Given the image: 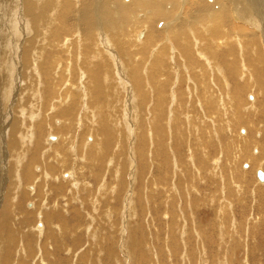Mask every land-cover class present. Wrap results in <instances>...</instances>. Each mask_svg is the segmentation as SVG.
Returning <instances> with one entry per match:
<instances>
[{
    "label": "rangeland",
    "instance_id": "374dc122",
    "mask_svg": "<svg viewBox=\"0 0 264 264\" xmlns=\"http://www.w3.org/2000/svg\"><path fill=\"white\" fill-rule=\"evenodd\" d=\"M9 1L15 8L17 0H3L0 3L6 4ZM248 1L251 4L250 8L257 10L260 25L252 27L245 24L242 19L238 20L240 9L235 8L234 2L227 0L228 4L232 3L231 11L236 14L234 17L229 16V21L233 23L231 26L235 28L232 29L237 32L239 26L247 25L243 27V34L248 35L245 33L248 30V33L252 31L263 39L264 0ZM175 2L176 10L174 9L173 17L176 18L175 23L173 19L167 21L164 18L162 21L165 23L160 20L151 27L152 30L150 29L155 35L160 34L159 39H151L152 47L153 43L157 42L152 51L148 49V45L136 44L134 33L138 25L130 30L128 34L130 44L128 46L124 43V45L126 52L132 50L135 54L129 59L135 62L136 68L139 64L137 71L139 73L129 74V71L123 67L126 65L125 59L128 58L119 56L120 64L113 70L114 75H111L110 79L107 76V80L102 81L103 86L106 87V90L102 89L104 90L102 96L96 94L94 97L87 96L86 90V94L81 91L83 90L81 86L84 84L81 80L78 53L82 48L83 35L77 30H73L68 35L76 45L77 54L74 53L76 58L71 57L67 62L71 65L74 59L77 61L73 64H76L75 68L78 66L80 69H76L78 76L71 81L72 74L68 71L67 76L64 77V82L68 81L67 84L63 83L56 89L58 91L53 90L54 93L50 94L54 97L55 93L62 92L64 88H70L69 91L76 95L81 93V98L73 101L70 107L55 106L57 100H52L47 109L49 102L46 103L45 91L41 90L43 86L39 83L38 88L33 86L35 79L37 82L39 79L37 73L34 74L32 65L36 62L35 55L27 61V64L30 62L28 65H24L21 57H18L21 54V50L18 49L16 58L20 60L15 57L13 59L11 55V58L6 60L8 65L2 66L10 72H6L7 70L0 66V77L2 78V74L10 77L8 89H2V80H0V91L2 90L0 137L3 138L6 147L7 144L10 146V141L16 143L20 133L27 136L30 134L32 137L29 140L31 144L27 143V136L22 144L19 141V155H10L7 149L0 155V209L5 206L10 211L11 217L8 219L10 227L0 229V232L6 233V235L2 234L5 245L2 241L0 254L3 256L0 255V264L8 261V264H25V262L26 264H264V186L261 191L259 190L264 177L262 181H257L256 172L254 173L260 169L259 171L264 175V164H260L264 161V146H259L257 143L263 140L264 145V130H261L264 129V117H259L262 110L252 103V101L256 103L254 99L256 90L249 81L252 85L247 84L242 93L243 106H236L233 102L234 98L229 100L234 96L232 94L235 83L231 79L234 75L231 76L227 69L224 70L225 65L221 61L219 62L225 73L221 76L228 78L227 94L221 88L220 73L213 64L209 74L204 75L201 82L199 79H193V68L189 70L183 68L186 64L180 67L174 64V61L179 59L180 62H185L184 57L178 54L175 42L171 41L173 39L169 36V29L180 22H185L186 25H183L187 27L186 30L191 31V27L196 25V21L192 20L191 16L194 18L200 14L195 8L191 9L195 3H198L201 6L199 9L203 10L205 9L203 5L207 2L211 4L210 13L217 14L219 11L216 5L215 7L212 5V0H176ZM239 3L240 0H236V4ZM243 3L246 1L244 0ZM171 8L173 7H168L167 10L165 8V12L169 13ZM194 12L197 15L193 17ZM144 16L145 14L136 12L134 19L140 21ZM15 18L13 22H17H14L16 26L10 28L15 27L13 32H18L10 35L12 41L16 40L15 37H19L23 26L19 11ZM173 24L175 25L172 26ZM165 25L166 29L169 28L167 31ZM8 27L4 26L3 22L0 23V31L4 32H0V45L5 40L3 37ZM17 27L21 30H16ZM230 36H233V33ZM29 37L31 34L27 32L26 39ZM231 39L229 42H232ZM260 39L259 48L264 57V40ZM164 45L166 47L163 52L168 51L167 57L162 55L159 57V48ZM13 49L14 47L11 48L12 52ZM111 50L114 51L113 48ZM216 52L218 54V51ZM244 54L247 52L245 51ZM179 55L182 57L179 58ZM233 57L236 61V56L229 57V61ZM198 58L203 61V58L200 59L199 56ZM239 58L243 61L239 59L241 64L238 63L240 65L238 68L244 66L240 70L247 72V64L242 54ZM156 59L163 62L164 65L160 67L162 71H165L166 67H168L167 72L171 71L165 75L159 71L160 68L155 67L154 72H160V75L159 79L153 82L155 73L150 69L146 70L148 67L146 65L151 66ZM10 60H14V63L9 66ZM98 60L100 59L94 58L92 61ZM144 66L145 71H143ZM126 68L129 69L127 65ZM10 73L13 75L11 76ZM53 74L54 81L57 82L58 70H54ZM217 74L220 78L216 77ZM141 76L143 79H140ZM155 82H159L158 90L154 89ZM30 86L35 92L29 89ZM160 87L167 88V95L173 92L172 95H168L167 100L159 97ZM189 92H192L196 99L186 98L188 101L186 102L182 98L189 96ZM34 93H37V98ZM203 94L211 95L207 96L211 99L203 100ZM225 95L228 97V102L222 103V100H217V97L224 99ZM155 100L158 103H155ZM216 100L218 102H215ZM55 107L57 110L54 112ZM245 107H252L250 111L255 108L259 114L250 112L248 115H243ZM69 108H73L71 110L74 114L73 119L66 123L64 117L62 118L57 111ZM155 110L160 112L157 111L156 116L152 113ZM185 112L187 113L183 115ZM237 113L241 116L239 117ZM34 115L38 118L35 119ZM167 116L169 120L172 118L170 123ZM13 120L17 121L20 127L15 126ZM38 125H41V132ZM58 127L59 129H55ZM59 135H62L63 139ZM57 139L61 142H57ZM87 144L90 148H85ZM36 150L38 155L35 153ZM22 154L24 156L22 164L27 161L26 159H29L26 164L30 168L34 164L32 174L36 177H33L35 181L33 178L23 183L21 181L16 183L14 180L18 167L16 157ZM34 155L36 158L34 157L35 160L30 164V157ZM50 174L52 176L48 177ZM13 184H17L21 190ZM6 201L10 203V209ZM31 213L35 216H28V221L26 216ZM38 222L43 223L39 238L32 233V229L39 227ZM56 227H59L60 231L59 228L54 230L57 229ZM4 254L8 258L5 259Z\"/></svg>",
    "mask_w": 264,
    "mask_h": 264
},
{
    "label": "bare ground",
    "instance_id": "6f19581e",
    "mask_svg": "<svg viewBox=\"0 0 264 264\" xmlns=\"http://www.w3.org/2000/svg\"><path fill=\"white\" fill-rule=\"evenodd\" d=\"M1 1H3V0H1ZM175 1L176 0H128V1H126V0H17V3L15 1V4H16L15 8L13 7L14 5L12 6L10 1L8 3H6V4L0 3V8L2 9V12L0 13V23L3 22L4 26H9L8 27V31L4 34L5 37H3V38H5V40L0 45V49H1V52H0V66L1 67L2 66H7L8 65V61L6 62V60H8L9 57L11 58V55H12L13 59H14V57L16 58V52H18L17 51L18 49L21 50V54L18 57L19 58L21 57L20 59H22L24 65H26L27 61L31 60L32 56L35 55L36 56L35 57L36 58V62H35V64H32V63L31 64L33 65V69L35 71L34 74L37 73V76H38L39 79H38V82L35 79L36 82L34 81L33 86L38 88V83H39L40 86H43L42 89L41 88L40 89L42 90V92L45 91V94H46L45 95L46 96L45 99L47 100V101L45 100L46 103L49 102V104H47V109H48V107L51 104L50 101L52 102V100H57V103L55 104V106L56 105H59V106L60 105H66L67 107L68 106L70 107V105H71V103H73V101L81 98V96H82L81 93L76 95L72 91H69L70 88H68V89L64 88V89H62V92H60V93L57 92L58 94L55 93L54 97H52V95H50V94L53 92V90L58 89V87H60L63 83L68 82V81L64 82V77H65V75H66V73L68 71H71L70 74H72L71 75V81H72V79L73 80L76 79L77 76H78V73H77L76 69L77 68L79 69V67L77 66V68H75L74 65H76V64H73V62L75 61L74 58H76L74 56V53L77 54L76 45H75L74 42H72L73 39L71 38V36L68 37V35H70L73 32V30H77L78 32L82 33V35H83L82 48H81V51L78 53L79 62H80V69H81V70L80 69L79 70L81 71V76H82L81 80L83 81V84H84V86H81V88L83 89L81 91L85 93V90H86L88 92V93L86 92L87 96L88 95H92L94 97L95 94L102 96V95H104V90H102V89L106 90V87L103 86L102 81H106L107 80V76L110 79L111 75H114L113 74V70H115L117 65L120 64L119 59L121 58L122 55H123V57L128 58V59H125L124 62L129 67V69L126 68V65L123 63L125 65V66H123L124 69L129 71V74H131V75H135V73H139V72H137L139 64H138V66L136 68L135 62H132L130 60V59H132L131 57H133L135 54L133 53L132 50L131 51L128 50V52H126L127 50H126L125 45H124V43L127 44L128 46L130 44V42H129V37L130 36L128 35L130 30L133 29V27H135V25H138L139 27H137L136 32L134 33V38L136 39V41H135L136 44L137 45H144V44L148 45V49L150 51H152L155 48V46L157 45V42L155 41L153 43V47H152V45L150 44L151 39H159L160 34L155 35L153 33V31L150 32V29H151L152 26L156 25L157 23L160 22V20L162 21L164 18H166L167 21L170 20V19H173L174 15H175L174 14L175 13L174 9L176 10V8L174 7V2ZM201 1H203V0H201ZM212 1H213L212 5L213 6L216 5V7L219 10V11H217L218 12L217 14L210 13L209 5L211 6V4H208L207 2L206 3L199 2V3H204L203 7L205 9L202 10V9H199V8H201V6L198 3L196 4L194 2L195 3L194 7L192 6L191 9L195 8L196 11L198 13H200V14L198 16H195V14H196L195 13L196 11H195L194 15H193V17L194 16L195 17L192 18V16H191V19L196 21L195 22L196 25H193L194 26L193 28L191 27V29H192L191 31L188 32L186 30L187 27L184 26V25H186L185 22H183V23L180 22L177 25L173 24L172 26H174V25L175 26L173 28L171 27L172 29L168 28L169 29V33H170L169 36H171L172 39H173L171 41L175 42L177 52H178V54H180V55H182L184 57L183 59H184V62H185V63H182V62H180V59H179V60H175L174 64H176V65L178 64L179 67L183 66V64H186L185 66H183V68H186V69H189V70H191L193 68V79L194 78L196 80L199 79V82H201L202 77L204 78V75H206V74L208 75L209 74L210 67H212V64H213L219 70L221 78L218 76V74L216 75V77L220 78L222 80L221 81V88L224 90V92L226 94H227V90H228V82H227L228 78H225V76H221V75H222V73H224V70L227 69V71L229 72V74L231 76L234 75L232 78L230 77L233 80V82L235 83L234 94H232V92H231L232 96L233 95L234 96L231 97L229 100L231 101L232 98H234L233 102H235L236 106H240V105L244 104V101L242 100V98L244 99V97H243L244 94L242 95V93H244V87L247 84L248 85H252L253 84L252 86L256 90L255 93L253 92L255 94V98L254 97L253 98L255 99L256 103H254L253 101H252V103L255 106H258L259 110H262L261 111V115H259V117H264V57L262 55L263 52H261V49L259 48V39H260V37L258 35H256L255 33H253L252 31L248 33L247 32L248 30L245 31V33H247L248 35L243 34V31H244L243 27H246L248 24L251 25L252 27L257 26L258 24L260 25L261 21L259 19V14H258L257 10H255L253 8H250L251 4L249 3L248 0H245L246 3H243L244 0H240L239 4H236V0H229L231 2H234L235 8H239L240 9L239 10V15L240 16L239 17L237 16L238 20L242 19L244 22H246L245 24H247L246 26H242V25L239 26V29L237 28L238 29V31H237L238 33H237L235 30H233V29H235L233 27V25L231 26V24H233V23H231V20L229 21V16L234 17L236 15V14H234V12L231 11L232 3L228 4L227 0H212ZM5 2H7V1H5ZM167 3H169V5ZM170 3H172V5ZM177 3H179V2H177ZM166 4H167L168 7H173V8L170 9L169 13L167 11L165 12V8H166V10L168 8L166 6ZM240 6H241V8H240ZM17 11H19L20 17L23 20V26H21L22 30L20 29L21 32L19 33L20 34L19 37L18 38L15 37L16 40L12 41V40H10V35L11 34H16L18 32V31H16V33L13 32V31H15L14 30L15 27L13 29H11L12 27L10 28V26H16V25H14V22H16V21L13 22V19L15 18ZM136 12L145 14V16L142 18V20L138 21V20L134 19V16H135ZM231 13H232V15H231ZM192 14H193V12H192ZM254 16H257L258 18L254 17ZM97 18H98V21H96ZM73 20H75L76 22H74ZM175 21H176V18L173 19L174 23H175ZM19 22H21V21L19 20ZM162 22H164V21H162ZM171 24H169V25H171ZM237 24H239V23H237ZM262 24H263V22H262ZM164 28L166 29V25L164 26ZM256 28H258V27H256ZM28 29L30 31H28ZM168 29H166V31ZM16 30H19L18 27L16 28ZM163 31H164V29H163ZM27 32L29 34H31V37H29V39H26ZM234 32H236V33H234ZM1 33H4V32H1ZM156 33H158V32H156ZM231 33H233V36H230ZM137 35H138V39L139 38L142 39L141 41L137 39ZM262 35L263 34H261V36ZM2 36H3V34H2ZM0 37H1V35H0ZM231 37H233V38L231 39ZM262 38L263 39H260V40H264V37H262ZM230 39L232 40V42H229ZM23 40H25V41H23ZM16 41H20V42L17 43ZM111 42H113V44ZM121 43H122V45H121ZM230 43H232V45ZM263 43H264V41H263ZM165 44L168 45L167 43H165ZM260 44H261V42H260ZM114 46L116 47V51L117 52L115 51V47ZM12 47H14L13 52L11 50ZM164 47H166V46L164 45V46L159 48L160 52H162V53L159 52V57H162V56H166L167 57V52L168 51H164L163 52ZM111 48H113L114 51L111 50ZM214 48H215V50H214ZM216 51H218V54H216L217 53ZM245 51L247 52V54H244ZM110 52H111V54H110ZM169 53H170V51H169ZM119 54H121V55H119ZM241 54H242V56L244 57V59L246 61L247 72H243L244 70H240V69H243L244 66H241L240 69L238 68V65L241 64V63H239V62H241V61H239V59H240L239 56ZM180 55H179V58L182 57V56L180 57ZM119 56H120V58H119ZM198 56L200 57V59L203 58V61L199 60ZM232 56H236V59H235L236 61H234V57H233V59L231 61H229L228 58L229 57L231 58ZM71 57H74L73 58L74 60L72 61V64L70 65L67 62V60L68 59L71 60ZM94 58H99L100 60L92 61ZM20 59H17V60H20ZM240 60H242V59H240ZM10 61H11V63L9 62L10 63L9 66L14 63L13 62L14 60L13 61L10 60ZM210 61L212 63H210ZM219 61H221V63L225 65L224 70L222 69V64ZM76 62L77 61H75L74 63H76ZM29 63L30 62H28V64ZM31 64H30V66H31ZM142 64H141V66H142ZM163 65H164L163 62L160 61V59H156L154 64H152L151 66L146 65V66H148V67H146L147 68L146 70L149 71V69H150L151 72L153 73L155 67L160 68ZM171 65H172V63H171ZM59 66H61V69H59ZM141 66H140V68H141ZM172 67H173V65H172ZM28 68H30V67L28 66ZM56 69L58 70V73H59L58 75H56L57 82L54 81V74H53L54 70H56ZM237 69H238V71H237ZM26 70H28V69L26 68ZM218 70L216 72H218ZM8 71L10 72V70H7L6 72H8ZM24 71H22V72L24 73ZM28 71H26V72H28ZM127 71H125V72H127ZM143 71H145V66H144V70ZM159 71L161 73H165V75H166V73H169L171 70L169 72H167L168 71V67H166L165 71H162L161 68L159 69ZM212 71H215V70H212ZM160 72H154L155 75H154V79H152L153 82L156 79H159L158 77L160 75ZM0 73H1V71H0ZM12 73H13V71H12ZM141 74H143V72ZM2 75H3L2 78L0 77L1 78L0 80H2V85H1V86H3L2 89H4V88L8 89L9 88L10 77L5 75V74H2ZM10 75L12 76L13 74L10 73ZM15 75H16V73H15ZM179 75H180V73H179ZM31 76H33V75H30V77ZM135 77H137V76H135ZM247 77H250L251 79L250 78L248 79ZM17 79H19V78H17ZM140 79H143L142 76H141ZM161 79H162V77H161ZM166 79L167 78L165 77L164 80H166ZM150 80H151V78H150ZM123 81H124V78H123ZM160 81H162V80H160ZM180 81H182V79ZM207 81H209V79ZM211 81L212 80H210V82ZM249 81L252 84H250ZM147 82H148V80H147ZM214 82H216V81H214ZM70 83H69V85H70ZM155 83H156V87H154V89L156 88V90H158L159 82H155ZM177 84H178V81H177ZM205 84L207 85L206 82H205ZM209 84H211V83H209ZM203 86L205 87V85H203ZM208 86H210V85H208ZM214 87H216V85L213 86V89H214ZM29 89H32V91H33L34 88H31V86H30ZM222 89H221V91H222ZM159 90H160V94H159L160 96L159 97H161L163 100H165V99L167 100L168 95H172V93H173V92H171L170 94L167 95V92H166L167 88L166 87L165 88H161L160 87ZM5 91L6 90H4V94H5ZM56 91H58V90H56ZM8 92H9V90H8ZM33 92H35V91H33ZM183 92H186V91H183ZM76 93H77V91H76ZM245 93H246V91H245ZM188 94H189V96L183 97L182 99L184 101H186V98L189 99L190 97H192V100H194L193 99L194 94H192V92H189ZM36 95H37V93H34V96L37 98L38 96H36ZM259 95H260V98H258ZM5 96H6V94H5ZM184 96H185V94H184ZM207 96H211V95H209V94L208 95H204L203 94V97H202L203 100L208 99ZM156 97H157V95H156ZM217 98H218L217 100H220V101L222 100L221 101L222 103H224V101H226V102L229 101L227 95H225L224 99H219V97H217ZM101 99H102V97H101ZM210 99H211V97H210ZM210 99H208V100H210ZM67 100H69V101L67 102ZM163 100L161 102H163ZM217 100L215 102H218ZM20 102H21V100H20ZM186 102H188V101H186ZM190 102H191V100H190ZM155 103H158V102H156V100H155ZM189 103H186V104L189 105ZM74 106H77V105H74ZM250 106H251V104H249V107ZM176 107H178V106H176ZM249 107H245L244 108L243 111H244L245 114H243V115H248L250 112H253V114H257L259 112L255 108H253L250 111L249 109H251L252 107L251 108H249ZM55 108L53 110L54 112L57 110V107H55ZM153 108L155 109L156 107H153ZM159 108H161V106ZM64 109H66V108H64ZM71 109H73V108H71ZM71 109L69 108L68 110H63V109L62 110H58L57 113L59 115H61L62 118L64 117V121L65 122L66 121H70V120L73 119L72 115L74 114ZM165 109H167V108H165ZM157 111L155 110L154 112H152V113H154V116H156ZM168 111H170V110H168ZM182 111H180V113H182ZM74 112H75V110H74ZM158 113H160V112L158 111ZM167 113H170V112H167ZM167 113H165V115ZM186 113L187 112H185L183 115H185ZM189 114H191V113H189ZM36 115H38V113ZM194 116H195V114H194ZM240 116L241 115H239V117ZM65 117H66V119H65ZM168 117L169 116H167V120L170 123L172 118L170 117L171 119L169 120ZM34 118L37 119L38 116L36 117L34 115ZM35 119H34V122H35ZM247 119H248V117H247ZM28 120H29V118H28ZM155 120H156V118H155ZM18 121H19V119H18ZM12 123H14V125L17 126V127H20V125H18L17 121L13 120ZM22 123H23V121H22ZM171 123H173V122H171ZM38 126H39V130L41 132V129H40L41 125H38ZM248 126H249V124H248ZM3 128H4V126H3ZM55 129H59V127L55 128ZM261 130H264V129H261ZM250 131H252V130H250ZM0 135H1V132H0ZM18 135L19 136L17 138V142L16 143L13 142V141H10V146L7 144V147L9 149L4 145L3 138L0 137L1 138L0 139V155L2 154L1 152H3L6 149L9 150L7 152L10 155H13V154H15V155L18 154L19 155L20 154V152H19L20 151L19 141L22 144V142H24V138L27 135H24V133H20ZM49 135H50V133H49ZM70 135H72V134H70ZM59 136L61 137L62 135H59ZM26 138L28 140L27 143L31 144L32 142H29V140L32 139L31 135L29 134V136H27ZM83 139H84V137H83ZM244 139H246V138H244ZM244 139H242V140H244ZM242 140H241V142H242ZM262 141L261 142L257 141L259 146H264ZM57 142H61V141L58 140ZM70 143H71V139H70ZM167 143H168V141H167ZM91 144H93V143H91ZM243 145H245V144H243ZM48 146H50V145H48ZM98 146H96V147H98ZM50 148H48V149H50ZM53 148H55V147H53ZM85 148H90V145L87 144V146ZM242 148L246 149V147H242ZM36 149H37V145H36ZM105 150H106V148H105ZM98 152L99 151H97V153ZM238 152H240V151H238ZM35 153H37L36 155H38V150H36ZM97 153L95 152L96 155H97ZM5 155H6V153H5ZM15 155H13V156H15ZM36 155H34L33 157H30V164L33 162V160H35L34 157ZM2 156H4V155H2ZM86 156H87V154H86ZM16 160L18 161V163H17L18 167L16 168L15 176H14V180L16 181V183L20 182V181L22 183H23V181L27 182V181H30L33 177H35L32 174L33 173L32 172V167H33L34 164L32 165L31 168L29 167L28 164H26V162L29 161V159H26L27 161H25L24 164H22V162L24 161V156L22 154L19 157H16ZM37 160H38V158H37ZM257 162H258V160H257ZM263 162L264 161H262V163H260V160H259L260 164H264ZM1 165H3V164H1ZM193 167H195V166H193ZM261 167H262V165H261ZM13 168L15 169V167H13ZM255 172L256 171H254V173ZM261 173L263 174V172H261ZM50 176H52V175L50 174L48 177H50ZM263 177H264V175H263ZM51 178H53V177H51ZM33 180H34V178H33ZM192 180H194V178ZM257 181H260V180H257ZM24 184H26V183H24ZM13 185H15V184H13ZM15 186H17V184ZM262 186H264V182H262V185H260V187H261V189H259L260 191L263 189ZM17 188H19V187L17 186ZM254 190H256V189H254ZM1 198H2V196H1ZM2 200H4V199H2ZM11 201H13V200H11ZM3 204H5V203L3 202ZM6 205L8 206L9 209L11 208L10 203L8 201H6ZM16 208H17V206H16ZM40 209H41V206H40ZM9 214H10V211L7 210V208L5 206L2 209H0V229L6 228L8 226L10 227V225H9V221L10 220L8 221V219L11 218V217H10ZM28 216H35V215L33 213L27 214V216H26L27 219L29 218ZM36 216H38V214ZM49 216H51V215H49ZM49 219H51V218H49ZM49 219H47L48 223H50ZM28 221H29V219H28ZM38 224H39V222H38ZM42 224L43 223L39 224V227L36 228V229L34 228V230L31 228L32 229V233L36 234L35 236L38 237V238L40 237V234H41V231H42ZM63 226H65V224ZM56 228L57 229L54 228V230H58L59 227H56ZM65 228H66V226H65ZM50 230H52V229H49V231ZM63 230H65V229H63ZM59 231H60V228H59ZM66 231H67V229H66ZM45 232H43V233H45ZM2 234L6 235V233L5 232L4 233L0 232V241H1L0 242V247H1V244H2V241H3ZM8 238H9V236L7 237V239ZM5 239H6V236H5ZM50 239H51V237H50ZM38 241H40V240H38ZM5 242H7V241H5ZM12 242H13V240H12ZM3 245H5L4 241H3ZM6 245H8V244H6ZM36 246H37V244H36ZM8 253H7V255H8ZM7 255H5V259L8 258V257H6ZM1 256H3V255H1ZM8 262H2V264H8ZM25 264H26V262H25Z\"/></svg>",
    "mask_w": 264,
    "mask_h": 264
},
{
    "label": "water",
    "instance_id": "95a60500",
    "mask_svg": "<svg viewBox=\"0 0 264 264\" xmlns=\"http://www.w3.org/2000/svg\"><path fill=\"white\" fill-rule=\"evenodd\" d=\"M255 177H256L257 180L262 181L263 174L259 170H257L256 173H255Z\"/></svg>",
    "mask_w": 264,
    "mask_h": 264
}]
</instances>
